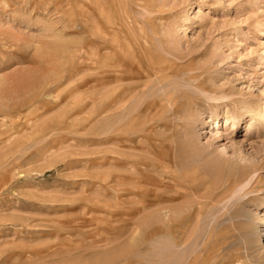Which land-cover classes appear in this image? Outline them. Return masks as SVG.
Returning <instances> with one entry per match:
<instances>
[{"label":"rangeland","instance_id":"obj_1","mask_svg":"<svg viewBox=\"0 0 264 264\" xmlns=\"http://www.w3.org/2000/svg\"><path fill=\"white\" fill-rule=\"evenodd\" d=\"M93 1L0 0V264H264V0Z\"/></svg>","mask_w":264,"mask_h":264},{"label":"bare ground","instance_id":"obj_2","mask_svg":"<svg viewBox=\"0 0 264 264\" xmlns=\"http://www.w3.org/2000/svg\"><path fill=\"white\" fill-rule=\"evenodd\" d=\"M92 1V0H91ZM117 1V0H116ZM93 3H96V5L97 6H99V4L101 3V0H94L93 1ZM103 5V4H102ZM83 7V6H82ZM121 9V8H120ZM119 9V10H120ZM119 12V11H118ZM121 15V14H120ZM112 16V15H111ZM110 16V17H111ZM85 17H88V19H87V22L88 21H90V19L92 20V18H90L91 17V14L89 13V12H85ZM86 19V18H85ZM112 19V18H111ZM73 21V20H72ZM84 21V20H83ZM113 22H114V20H112ZM118 21V20H117ZM90 22H92V21H90ZM80 23V22H79ZM91 24V23H90ZM79 25V24H78ZM114 26V25H113ZM116 26V25H115ZM90 27V26H89ZM80 28V27H79ZM72 29V28H71ZM262 31H260V33H261ZM87 33V32H86ZM263 33V32H262ZM95 34V33H94ZM101 34V35H100ZM99 35V37L101 36V37H106L103 33H99L98 34ZM103 35V36H102ZM86 37V36H85ZM85 37H83V38H85ZM88 37H89V35H88ZM72 40V39H71ZM70 40V41H71ZM75 40V39H74ZM78 40V39H77ZM89 38H88V41H84L83 42V46H82V55H87L88 53H89V49H90V46H91V44H90V42H89ZM76 41V40H75ZM103 41V40H102ZM105 41V40H104ZM70 43V42H69ZM72 43H74V42H72ZM70 45H71V43H70ZM119 45V44H118ZM109 46H111L110 45V43H108V42H100L99 44H98V48L96 49V53L98 54V55H100L102 52V50L103 49H112L111 47H109ZM67 48V47H66ZM67 50V49H66ZM77 50V49H76ZM123 50V49H122ZM79 51V50H78ZM110 52H112L111 50H109ZM71 53V52H70ZM132 53V52H131ZM130 53V54H131ZM110 55V54H109ZM133 55V54H132ZM79 56H80V53H79ZM134 56V55H133ZM136 56V55H135ZM83 57V56H82ZM81 57V58H82ZM87 57V56H86ZM111 57V56H110ZM131 57V56H130ZM145 57H146V54H145ZM64 58V57H63ZM84 58V57H83ZM89 59V58H88ZM91 59H92V57H91ZM89 62H90V59H89ZM91 63V62H90ZM89 63V64H90ZM85 64V66H86V62L84 63ZM83 64V65H84ZM93 64V63H92ZM158 64V63H157ZM153 63L152 62H150V61H148V60H145V68H143V69H145V76H147V71L148 70H150V71H154V69H153ZM95 66V65H94ZM106 66H108L107 65V62L105 61V60H102L101 61V64H99V66H98V68L97 69H99V70H101V69H104L105 70V68H106ZM115 66V65H114ZM86 71V70H85ZM113 71V70H112ZM156 71V70H155ZM108 72V71H107ZM109 72H111V71H109ZM97 73V72H96ZM101 73H102V71H101ZM152 73V72H151ZM86 74V73H85ZM98 74V73H97ZM100 74V73H99ZM111 75H112V73H111ZM97 77L98 78H96V83H95V85L96 86H98V84L99 85H103V84H105L104 83V81H105V76L103 77L102 75L101 76H98L97 75ZM108 79H111L112 78V76H110V74L108 75V77H107ZM107 79V80H108ZM111 82V81H110ZM108 83V82H107ZM110 84V83H109ZM106 86V84L104 85V87ZM94 87V86H93ZM110 87V86H109ZM109 87H107V89H109ZM113 87H115V86H113ZM99 88H101V86L99 87ZM98 88V89H99ZM102 88H103V86H102ZM101 90V89H100ZM112 90V89H111ZM96 91V90H95ZM106 91H108V90H106ZM109 92V91H108ZM97 94V96H95L96 97V100H98V101H96V102H99V104H101L102 105V107L103 106H108V104L109 103H107L108 101H109V95H106L103 91H100L99 93H96ZM111 95V94H110ZM114 94H112V96H113ZM115 95H117V94H115ZM110 100H111V98H110ZM112 101V100H111ZM115 101V100H114ZM113 102V101H112ZM104 103H106L105 105H104ZM98 104V103H97ZM96 104V105H97ZM110 104H112V103H110ZM95 107V106H94ZM109 107V106H108ZM64 108V107H63ZM101 108V107H100ZM252 110H250V111H257L258 112V110H260L261 111V109H262V105L260 104V103H257V104H255L252 108H251ZM100 113V112H99ZM211 114H215L216 113V109L214 108V109H211V112H210ZM256 114V113H255ZM257 114H259V113H257ZM242 117V116H241ZM254 118V115H253V113L251 112V119H250V123L251 122H253V119ZM241 119L242 118H232V117H223V118H216L213 122H212V124L213 123H216V130L214 131V130H211L212 132H213V134H216L217 132H218V130L221 128V127H223V126H229V125H232V126H234V125H236V124H239L240 122H241ZM263 121H264V113H261L260 114V116H259V119H258V121H257V127H260V126H262L263 125ZM215 129V128H214ZM157 208V207H156Z\"/></svg>","mask_w":264,"mask_h":264}]
</instances>
